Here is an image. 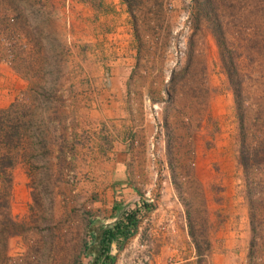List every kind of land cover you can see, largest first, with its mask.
Masks as SVG:
<instances>
[{
	"label": "rangeland",
	"instance_id": "rangeland-1",
	"mask_svg": "<svg viewBox=\"0 0 264 264\" xmlns=\"http://www.w3.org/2000/svg\"><path fill=\"white\" fill-rule=\"evenodd\" d=\"M134 9L137 32L122 0H0V264L86 263V221H111L99 202L126 139L142 194L170 176L195 264H264V0H216L224 60L213 12ZM117 88L149 119L140 130L92 114ZM143 239L114 244L115 264H154Z\"/></svg>",
	"mask_w": 264,
	"mask_h": 264
},
{
	"label": "crops",
	"instance_id": "crops-1",
	"mask_svg": "<svg viewBox=\"0 0 264 264\" xmlns=\"http://www.w3.org/2000/svg\"><path fill=\"white\" fill-rule=\"evenodd\" d=\"M116 90L112 97L110 96L108 103H96L94 102L96 98H93L90 101L93 105L92 114L102 123H110L121 135L124 130L133 132L140 130L143 124L148 123L149 119L143 118L144 114L141 108H136L133 106L134 104L125 102L123 92L119 88ZM130 144L127 139L125 142L119 140L117 143V156L109 164L111 170L107 177L109 187L105 195L106 198L99 202V209L107 210L111 214L112 206L118 202L127 203L130 207H139L141 210L139 222L135 233L129 238H137L142 233L143 240L153 244L151 263L195 264L197 252L191 243L188 220L182 204L175 196L170 176H167L162 182V185L168 184L169 186L161 187V175H157L155 178V175L152 174L153 176H150L148 180L153 181V184L145 183V193L142 194V190L137 187L139 175L136 172L132 174L130 168L127 169L123 164L127 161V158H123L125 154L127 157L134 155L136 139H134L128 154L126 150ZM102 159L104 160V157ZM154 196L158 197L157 203L141 205L140 200L148 202ZM110 220H114V217ZM129 238L126 239L125 244ZM113 246L114 244L112 248Z\"/></svg>",
	"mask_w": 264,
	"mask_h": 264
},
{
	"label": "trees",
	"instance_id": "trees-1",
	"mask_svg": "<svg viewBox=\"0 0 264 264\" xmlns=\"http://www.w3.org/2000/svg\"><path fill=\"white\" fill-rule=\"evenodd\" d=\"M122 1L127 4L128 10L133 17V20H135L134 28L137 32L134 0ZM191 1L193 4H196V10L195 12L193 11L192 15H194L197 22L200 15L204 16L205 13H209V15H211L212 12L214 13V25L216 26L214 36L221 51V57L224 60L226 51H229L230 48L226 38L224 21L217 15V13L214 12L216 9V0ZM230 62L234 66V58L230 57ZM236 95L237 97L240 96L238 90ZM239 119L242 127L243 113L241 112L240 107ZM244 157L246 156L244 155L243 159L241 157V164H243L244 168L246 169L248 164L245 160L246 158ZM140 214L141 210L139 207H130L127 203L118 202L112 206V212L109 216L110 218L114 217V220L105 222L98 217L89 216L86 221V235L83 238L80 246V257H86L88 260L86 263L81 262V264H115L116 255L112 253V245L115 244L121 248L126 239L135 233Z\"/></svg>",
	"mask_w": 264,
	"mask_h": 264
}]
</instances>
